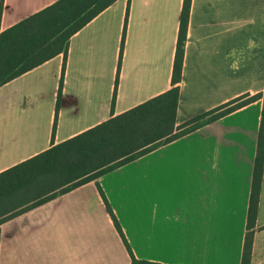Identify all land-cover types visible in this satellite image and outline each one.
<instances>
[{
    "label": "crops",
    "instance_id": "crops-1",
    "mask_svg": "<svg viewBox=\"0 0 264 264\" xmlns=\"http://www.w3.org/2000/svg\"><path fill=\"white\" fill-rule=\"evenodd\" d=\"M58 0H3L0 33ZM183 0H117L0 86V173L171 88ZM127 25L120 56L124 19ZM119 63V65H118ZM256 100L97 179L132 256L240 264L262 100L264 0H191L176 126ZM246 98V99H247ZM95 182L0 224V264H131ZM250 264H264V167Z\"/></svg>",
    "mask_w": 264,
    "mask_h": 264
},
{
    "label": "trees",
    "instance_id": "trees-1",
    "mask_svg": "<svg viewBox=\"0 0 264 264\" xmlns=\"http://www.w3.org/2000/svg\"><path fill=\"white\" fill-rule=\"evenodd\" d=\"M117 0H58L42 11L0 33V86L62 54L63 65L57 92L56 113L61 98L69 39ZM191 0H183L171 73V88L120 115H113L118 70L111 104L112 116L99 125L0 173V224L106 175L156 148L210 124L256 100L242 96L197 115L176 126L184 44ZM3 0H0V15ZM124 19L121 49L125 37ZM118 63V65H119ZM247 98V99H246ZM264 167V98L258 127L256 153L240 264H250L260 188ZM112 224L126 247L131 264L137 262L128 247L100 186L96 183Z\"/></svg>",
    "mask_w": 264,
    "mask_h": 264
}]
</instances>
